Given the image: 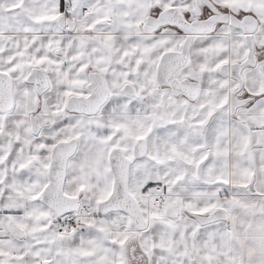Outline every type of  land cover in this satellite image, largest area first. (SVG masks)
I'll return each instance as SVG.
<instances>
[{
  "label": "crops",
  "instance_id": "0c3cea01",
  "mask_svg": "<svg viewBox=\"0 0 264 264\" xmlns=\"http://www.w3.org/2000/svg\"><path fill=\"white\" fill-rule=\"evenodd\" d=\"M211 1L238 18L258 20L257 65L243 72L239 91L220 69L246 59L244 34L219 25L196 36L181 73L199 83L197 100L204 96L191 107L192 101L157 83L162 56L179 52L185 34L165 27L148 35L143 28L149 17L172 8L188 22L207 19L210 11L199 0H72L75 11L68 17L67 0H0V72L11 77L14 94L12 110L0 112V264H264V0ZM61 17L75 29L62 27ZM34 70L49 83L43 94L27 82ZM91 73L103 77L107 102L96 115L69 112L71 97L90 95ZM235 92L250 103L232 115ZM168 95L172 101L159 105L164 115L155 117L157 123L199 125L208 136L201 159L209 156L199 186L173 179L148 196L166 215L153 214L145 192L139 194L149 223L140 232L123 211L99 213L114 184L110 118L146 119L155 98ZM184 103L186 111L179 112ZM72 139L78 148L68 162L64 193L79 199L80 210L70 214L74 225L62 239L61 219L42 193L52 147ZM216 210L228 219L209 225L194 219Z\"/></svg>",
  "mask_w": 264,
  "mask_h": 264
},
{
  "label": "water",
  "instance_id": "95a60500",
  "mask_svg": "<svg viewBox=\"0 0 264 264\" xmlns=\"http://www.w3.org/2000/svg\"><path fill=\"white\" fill-rule=\"evenodd\" d=\"M201 8L207 7L212 16L204 20L188 22L185 16L175 8L163 11L158 17H149L144 25L145 34H154L161 28L176 27L186 38L179 52H169L162 56L157 69V83L159 87H167L174 96H184L189 101H196L199 97V83L192 81L189 77L181 79L182 70L189 64V52L196 36L212 34L219 25H230L240 30L248 46L246 59L240 63L226 64L220 72L232 78L239 84V91L244 87L243 72L257 65L255 55V43L253 36L258 30L259 22L252 16L247 15L238 18L230 13L220 14L211 0H199ZM59 23L62 27L73 31L75 23L66 17H61ZM90 85L88 97H71L67 101V110L72 113L85 115H96L109 98V91L103 77L98 73L90 74ZM28 83L35 84L39 94L49 89V83L43 72L34 70L27 79ZM250 100L239 97L238 92L231 95L230 112L234 115L237 110L247 106ZM14 106L13 82L8 74L0 72V112L6 113ZM40 127L36 121H32V132L35 135L40 133ZM77 140L61 141L56 143L50 151V165L47 172L48 185L42 193L43 203L50 209L55 219H61L66 215L78 213L80 201L78 198L68 197L64 193V185L69 160L77 152ZM134 156L144 157L147 153L145 140H138L133 146ZM109 164L114 176L113 190L110 197L99 205V213L107 214L112 211H123L133 220L140 232L148 229L149 223L143 217L139 204L129 193V161L122 149H112L109 153ZM205 162L198 168L199 175ZM194 219L200 225H209L218 221H226L227 214L222 210H216L210 215H195Z\"/></svg>",
  "mask_w": 264,
  "mask_h": 264
},
{
  "label": "rangeland",
  "instance_id": "374dc122",
  "mask_svg": "<svg viewBox=\"0 0 264 264\" xmlns=\"http://www.w3.org/2000/svg\"><path fill=\"white\" fill-rule=\"evenodd\" d=\"M72 15L69 14V16ZM0 16L2 17V15ZM223 25L230 27V25ZM202 98L204 96H201L200 100L190 102L189 105L197 107ZM171 101V95L155 98L153 115L146 119L129 116H112L110 118L112 149H122L129 161V193L140 204L139 194L145 192V202L149 203L147 206L153 209V214L158 215H166V213H160L159 209L162 205H158L160 203H156L153 201L154 199L149 200L148 196L155 194L156 188L167 185V181L173 183L171 181L173 179L181 184L184 181L199 186V164L209 156L208 153L205 159H201L204 154L203 150L207 147L208 136L199 125L182 122L181 119H172L170 123H157L155 117L164 115L162 111L159 113L157 108L161 103L168 104ZM183 111H186L185 103L179 110L182 113ZM218 135L222 137V134ZM141 139L146 141L147 153L144 157L137 158L134 156L133 146L136 141ZM202 170L201 173L204 172V168ZM168 174H172L170 177L172 179L167 177ZM144 208L143 206L141 211L144 218H147V209Z\"/></svg>",
  "mask_w": 264,
  "mask_h": 264
},
{
  "label": "built area",
  "instance_id": "2783aa9c",
  "mask_svg": "<svg viewBox=\"0 0 264 264\" xmlns=\"http://www.w3.org/2000/svg\"><path fill=\"white\" fill-rule=\"evenodd\" d=\"M75 11V7L72 3V0H67L66 5V16L68 17V14L73 13ZM83 12H87V9H84ZM160 191V189H158ZM74 216L72 215H66L63 218H61V226L58 228L57 233L60 238L65 239L67 235V231L72 228L74 225Z\"/></svg>",
  "mask_w": 264,
  "mask_h": 264
},
{
  "label": "flooded vegetation",
  "instance_id": "af4514ba",
  "mask_svg": "<svg viewBox=\"0 0 264 264\" xmlns=\"http://www.w3.org/2000/svg\"><path fill=\"white\" fill-rule=\"evenodd\" d=\"M220 12H221V13H220L221 15L226 13L224 10H221V9H220ZM211 16H212V13L209 12V15H208L207 19L210 18ZM134 251H135V250H134V248L132 247V249H131V253L133 254ZM133 258H134V257H133Z\"/></svg>",
  "mask_w": 264,
  "mask_h": 264
}]
</instances>
